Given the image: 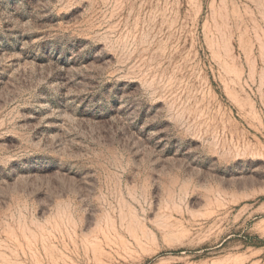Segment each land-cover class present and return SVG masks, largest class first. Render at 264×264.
<instances>
[{
  "label": "rangeland",
  "instance_id": "obj_1",
  "mask_svg": "<svg viewBox=\"0 0 264 264\" xmlns=\"http://www.w3.org/2000/svg\"><path fill=\"white\" fill-rule=\"evenodd\" d=\"M0 264H264V0H0Z\"/></svg>",
  "mask_w": 264,
  "mask_h": 264
}]
</instances>
